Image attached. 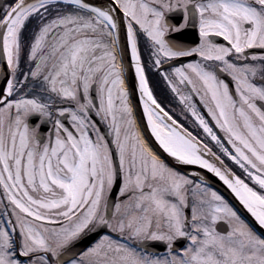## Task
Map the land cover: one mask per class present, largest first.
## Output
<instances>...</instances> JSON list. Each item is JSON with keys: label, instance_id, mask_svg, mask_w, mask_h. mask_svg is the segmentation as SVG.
Masks as SVG:
<instances>
[{"label": "snow or ice", "instance_id": "6c2138e0", "mask_svg": "<svg viewBox=\"0 0 264 264\" xmlns=\"http://www.w3.org/2000/svg\"><path fill=\"white\" fill-rule=\"evenodd\" d=\"M0 264H264V0H0Z\"/></svg>", "mask_w": 264, "mask_h": 264}, {"label": "water", "instance_id": "95a60500", "mask_svg": "<svg viewBox=\"0 0 264 264\" xmlns=\"http://www.w3.org/2000/svg\"><path fill=\"white\" fill-rule=\"evenodd\" d=\"M202 174H206L209 180V184L215 187L217 190H219L223 195H225L230 200L232 199L229 191L226 189V186L222 185V182L218 180V178H215L212 174L206 173V170H200Z\"/></svg>", "mask_w": 264, "mask_h": 264}]
</instances>
